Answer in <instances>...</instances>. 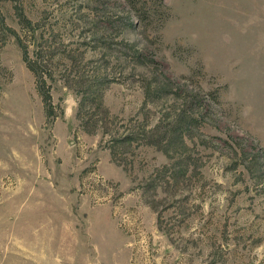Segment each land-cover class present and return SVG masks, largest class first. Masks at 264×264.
Masks as SVG:
<instances>
[{
  "label": "rangeland",
  "instance_id": "rangeland-1",
  "mask_svg": "<svg viewBox=\"0 0 264 264\" xmlns=\"http://www.w3.org/2000/svg\"><path fill=\"white\" fill-rule=\"evenodd\" d=\"M0 264H264V0H0Z\"/></svg>",
  "mask_w": 264,
  "mask_h": 264
},
{
  "label": "trees",
  "instance_id": "trees-1",
  "mask_svg": "<svg viewBox=\"0 0 264 264\" xmlns=\"http://www.w3.org/2000/svg\"><path fill=\"white\" fill-rule=\"evenodd\" d=\"M22 46H23L24 60L27 63V66L34 72V74H35V76L37 78V82H38L39 87L40 88H45L47 83H48V81H47L46 74L39 67L40 59L38 57L35 58V59L31 58L30 54H29V52L27 50V46L24 45L23 43H22ZM45 98H46V101H48V102H50V104H52V97H51L50 94L46 95ZM48 115H51V112Z\"/></svg>",
  "mask_w": 264,
  "mask_h": 264
}]
</instances>
